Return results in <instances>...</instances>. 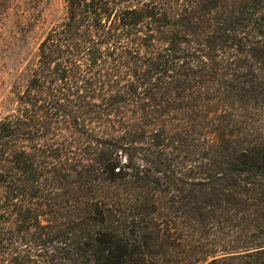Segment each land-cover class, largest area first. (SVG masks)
<instances>
[{"label": "trees", "instance_id": "trees-1", "mask_svg": "<svg viewBox=\"0 0 264 264\" xmlns=\"http://www.w3.org/2000/svg\"><path fill=\"white\" fill-rule=\"evenodd\" d=\"M0 118V264H264V0H65Z\"/></svg>", "mask_w": 264, "mask_h": 264}, {"label": "rangeland", "instance_id": "rangeland-1", "mask_svg": "<svg viewBox=\"0 0 264 264\" xmlns=\"http://www.w3.org/2000/svg\"><path fill=\"white\" fill-rule=\"evenodd\" d=\"M65 12V0H0V118L25 85L39 42Z\"/></svg>", "mask_w": 264, "mask_h": 264}]
</instances>
